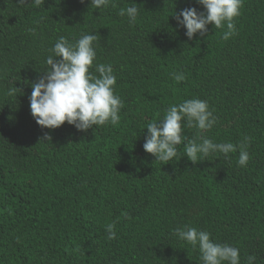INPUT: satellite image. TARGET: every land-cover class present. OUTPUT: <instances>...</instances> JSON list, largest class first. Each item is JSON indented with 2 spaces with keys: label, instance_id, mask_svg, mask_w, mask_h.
<instances>
[{
  "label": "trees",
  "instance_id": "obj_1",
  "mask_svg": "<svg viewBox=\"0 0 264 264\" xmlns=\"http://www.w3.org/2000/svg\"><path fill=\"white\" fill-rule=\"evenodd\" d=\"M131 6L135 22L119 14ZM186 8L207 14L196 0H0V264H204L178 228L237 248L239 264H264V0H242L228 39L226 25L212 24L189 39L176 19ZM86 34L97 37L93 75L99 64L113 69L120 120L42 128L32 84L49 56L62 59L50 51L60 37ZM194 98L216 123L200 130L185 118L177 156L157 161L143 147L147 125ZM203 139L237 150L193 165L185 145Z\"/></svg>",
  "mask_w": 264,
  "mask_h": 264
},
{
  "label": "clouds",
  "instance_id": "obj_2",
  "mask_svg": "<svg viewBox=\"0 0 264 264\" xmlns=\"http://www.w3.org/2000/svg\"><path fill=\"white\" fill-rule=\"evenodd\" d=\"M44 0H34L36 6L41 5ZM83 2V0H81ZM207 10V14L198 13L196 8H186L176 15L178 23L186 27V35L192 39L198 32L204 35L212 24L215 28H223L224 39H228L235 32L234 19L240 15L242 0H196ZM25 4L26 0H18ZM96 8L107 6L108 0H91ZM127 15L135 22L138 9L135 6L122 8L120 15ZM183 17L181 20L180 17ZM29 31H35L30 29ZM96 35H83L75 44H71L65 37H60L55 43L53 56L47 58L46 74L37 82L32 84L30 97V109L33 118L42 128L55 129L61 127L65 122L74 125L78 130L86 131L93 126L117 124L120 120L119 112L122 102L114 94L116 77L110 65L99 64L96 67L98 76L93 75L90 69L96 58L93 42ZM177 82L185 79L184 75L174 74ZM16 87L9 90V95L16 92ZM188 127H198L200 130H208L216 123V118L209 111L206 101L200 99H189L178 106H171L162 122H151L147 125L148 137L143 147L147 153L156 157L157 161L167 164L177 156V146L184 141V123ZM52 137L45 134L41 140L51 141ZM250 140V138H245ZM240 166H246L250 157L246 151L245 144L239 145ZM237 146L232 143H213L210 139H203L202 143L189 140L185 145L187 158L195 165L200 161V155L209 153H223L227 156L235 152ZM115 225L108 224V239H115ZM181 239L186 240L193 248L199 246L204 264H239V250L228 245H221L210 240L206 231H197L195 228L187 230H174ZM249 261L255 259L248 257Z\"/></svg>",
  "mask_w": 264,
  "mask_h": 264
}]
</instances>
